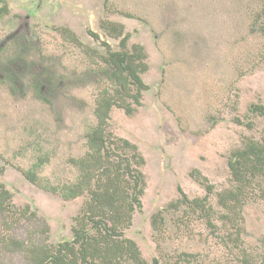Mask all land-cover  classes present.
Masks as SVG:
<instances>
[{"label": "rangeland", "instance_id": "374dc122", "mask_svg": "<svg viewBox=\"0 0 264 264\" xmlns=\"http://www.w3.org/2000/svg\"><path fill=\"white\" fill-rule=\"evenodd\" d=\"M4 1L0 193L8 198L0 203V262H27L24 249L7 248L9 238L27 246L72 237L89 195L63 199L41 183L76 177L70 158L84 151L94 98L107 83L102 57L122 50L128 35L125 49L138 44L145 54L138 74L145 86L137 101L126 97L131 114L111 107L106 127L109 141L136 147L126 153L144 180L125 237L147 264L262 263L264 174L240 181L229 166L249 142L264 145V115L252 110L264 107L259 2ZM114 23L122 27L117 37L109 34ZM31 168L40 186L22 174ZM239 189L238 200L227 201Z\"/></svg>", "mask_w": 264, "mask_h": 264}, {"label": "trees", "instance_id": "16d2710c", "mask_svg": "<svg viewBox=\"0 0 264 264\" xmlns=\"http://www.w3.org/2000/svg\"><path fill=\"white\" fill-rule=\"evenodd\" d=\"M257 1V15L264 32V0ZM114 25L118 28L117 32L110 27L109 34L117 37L121 34L122 27L118 23ZM127 38L128 35H124L120 39L122 50H108L102 57L101 72L107 83L99 87L94 98V123L85 132L84 151L78 157L70 158V163L77 172L76 177L60 186H47L35 177L32 168L22 171L29 182L36 185L40 182L42 188L58 192L63 199H72L85 192L89 195L81 209L82 213L76 217L75 225L71 228L70 239L53 245L33 242L25 246L23 242L9 238L7 248L24 249L26 264H147L135 242L123 233L130 225L133 212L140 210L139 197L144 187L141 172L131 165V156L126 153L128 149L135 152L136 147L124 139L118 146L109 141L106 132L111 107L119 106L126 114H131L133 109L126 97H133L137 101L138 93L145 86L138 75L146 68L143 63L145 54L138 44H132L128 52L125 49ZM129 85L136 87L135 93H130ZM252 110L264 115L262 106L254 105ZM107 142L111 147H107ZM139 159L141 160L137 157V161ZM137 161L135 162L138 163ZM39 164L37 162L33 167L36 168ZM229 166L240 181L242 176L255 178L258 174H264V145L249 142L244 151L236 157L233 155ZM1 192L0 203L1 199L8 198L6 190ZM239 193L240 189L229 193L227 201L235 199L236 202ZM226 204L223 200V206L229 207ZM156 216L154 214L152 220ZM260 264H264V261Z\"/></svg>", "mask_w": 264, "mask_h": 264}, {"label": "flooded vegetation", "instance_id": "af4514ba", "mask_svg": "<svg viewBox=\"0 0 264 264\" xmlns=\"http://www.w3.org/2000/svg\"><path fill=\"white\" fill-rule=\"evenodd\" d=\"M0 3H3L2 5H0V10L2 12L6 11V3H5V1L4 0H1ZM8 38H9V36H8Z\"/></svg>", "mask_w": 264, "mask_h": 264}]
</instances>
